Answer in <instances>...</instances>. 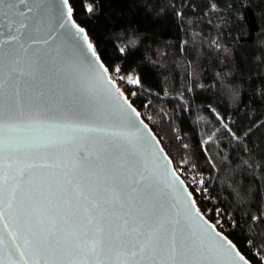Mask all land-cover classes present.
<instances>
[{"label":"trees","instance_id":"obj_1","mask_svg":"<svg viewBox=\"0 0 264 264\" xmlns=\"http://www.w3.org/2000/svg\"><path fill=\"white\" fill-rule=\"evenodd\" d=\"M69 5L202 215L264 264V0Z\"/></svg>","mask_w":264,"mask_h":264},{"label":"water","instance_id":"obj_2","mask_svg":"<svg viewBox=\"0 0 264 264\" xmlns=\"http://www.w3.org/2000/svg\"><path fill=\"white\" fill-rule=\"evenodd\" d=\"M68 7L63 0H0V114L10 123L33 125L13 134L14 150H6L0 164L36 165L31 175L21 179L15 198L6 187L0 202V264H68L79 259L33 251L42 240L37 217L29 215L39 198L38 189L50 185L55 190L68 178L99 193L109 201L104 205L108 212L130 224L151 223L155 213L180 221L179 227L187 229L185 210L198 209L196 203L191 207L194 198L188 199L187 184L173 163L164 159L167 155L156 136L138 111L128 107L130 101L109 71L105 74L100 68L102 62L91 55L86 31L68 17ZM73 24L83 31L77 32ZM85 83L90 91L83 89ZM29 140L42 146L28 147ZM45 163L50 167H39ZM113 163L120 166L118 175L112 171ZM10 199L11 208L7 206ZM204 228L205 235L211 232ZM105 229L109 231L107 224ZM222 235L221 243L230 241ZM235 250L239 252L236 246ZM122 261L151 264L139 256L115 252L101 253L98 262L90 259L89 264ZM231 264L244 261L237 257Z\"/></svg>","mask_w":264,"mask_h":264},{"label":"snow or ice","instance_id":"obj_3","mask_svg":"<svg viewBox=\"0 0 264 264\" xmlns=\"http://www.w3.org/2000/svg\"><path fill=\"white\" fill-rule=\"evenodd\" d=\"M65 6L69 0H63ZM92 11L91 8L88 9ZM72 8L68 7L67 15L72 16ZM77 32L83 29L78 28ZM87 40V36H84ZM88 50L99 63L100 57L97 56L91 43L88 44ZM87 60V57H85ZM90 70L95 72L91 61H88ZM100 68L106 74L109 70L100 63ZM119 71V69H117ZM130 84H138V80L128 78ZM107 83L111 84L109 80ZM85 91H90V86L85 83L82 85ZM123 97V93H120ZM125 103L128 104L125 98ZM128 107L135 112L131 104ZM139 113H137V116ZM31 128V124H14L5 121L0 114V160L3 159L4 152L13 151V134L21 131V128ZM28 147L42 146L41 142L29 140ZM163 151V149H161ZM81 160L87 157L81 156ZM168 164L173 162L167 156ZM36 165L26 164L23 167H17L15 163L9 162L0 164V202H3V195L7 191L14 199L20 188L21 179L31 175V170ZM39 167H50L48 164H41ZM119 165L113 163L112 171L119 174ZM7 169V170H6ZM67 176V173H65ZM173 176L175 173L173 172ZM179 180V177H176ZM183 181H181V184ZM68 185V187H64ZM206 190V189H205ZM39 198L35 206L29 212L30 216H36L38 225L41 229L42 240L40 246L33 249L35 254L41 252L49 256H72L79 259H71L68 264H89L90 259L99 261L101 253L115 252L118 256L121 254L127 257L139 256L142 260H148L151 264H200L202 261H208L209 264H231L238 257L244 264H248L244 256L235 250V246L227 241L220 231H217L216 225L205 220L200 210L192 212L187 208L184 214V220L187 229L179 227L180 221L156 216L151 223L145 222L143 226L130 224L123 216H112L108 208L104 207L109 201L94 193L85 185L73 183L72 178L65 179L63 184H57L55 190L50 185L38 189ZM191 193L188 199L191 200ZM9 208L12 207V200L7 202ZM192 208L195 207V201H192ZM75 209V211H72ZM107 214V215H106ZM2 218V217H0ZM63 221V224H59ZM257 217H252L255 221ZM112 221V222H110ZM118 221L119 223H114ZM203 221V225L200 224ZM108 225L109 231L106 232L105 225ZM211 232L205 235L206 229ZM11 235V234H9ZM218 238V239H217ZM29 244L30 241H25ZM235 253V256L232 254ZM24 255V253H20ZM191 257V260H190ZM38 264V261H37ZM45 264H48L45 261ZM125 264V262H121Z\"/></svg>","mask_w":264,"mask_h":264},{"label":"rangeland","instance_id":"obj_4","mask_svg":"<svg viewBox=\"0 0 264 264\" xmlns=\"http://www.w3.org/2000/svg\"><path fill=\"white\" fill-rule=\"evenodd\" d=\"M113 76L114 78H116L115 82L117 83L118 88L122 90L121 88H123L126 85L125 82H127V79L123 75H120L118 73H113ZM203 197L208 198V196L205 194L203 195Z\"/></svg>","mask_w":264,"mask_h":264},{"label":"built area","instance_id":"obj_5","mask_svg":"<svg viewBox=\"0 0 264 264\" xmlns=\"http://www.w3.org/2000/svg\"><path fill=\"white\" fill-rule=\"evenodd\" d=\"M110 77L112 78V80L115 82L116 78H114L113 75L110 74ZM115 84L117 85V83L115 82ZM198 180V179H197ZM189 182V179L187 180ZM191 181V180H190ZM204 198V197H203ZM204 201H208V198H204Z\"/></svg>","mask_w":264,"mask_h":264}]
</instances>
